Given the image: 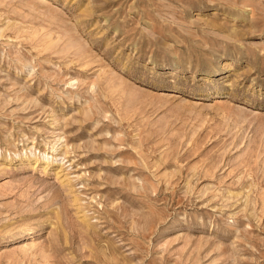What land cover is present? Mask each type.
I'll return each mask as SVG.
<instances>
[{"label": "rangeland", "instance_id": "rangeland-1", "mask_svg": "<svg viewBox=\"0 0 264 264\" xmlns=\"http://www.w3.org/2000/svg\"><path fill=\"white\" fill-rule=\"evenodd\" d=\"M0 264H264V0H0Z\"/></svg>", "mask_w": 264, "mask_h": 264}, {"label": "bare ground", "instance_id": "bare-ground-1", "mask_svg": "<svg viewBox=\"0 0 264 264\" xmlns=\"http://www.w3.org/2000/svg\"><path fill=\"white\" fill-rule=\"evenodd\" d=\"M75 42H77V41H75Z\"/></svg>", "mask_w": 264, "mask_h": 264}]
</instances>
